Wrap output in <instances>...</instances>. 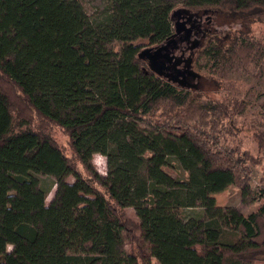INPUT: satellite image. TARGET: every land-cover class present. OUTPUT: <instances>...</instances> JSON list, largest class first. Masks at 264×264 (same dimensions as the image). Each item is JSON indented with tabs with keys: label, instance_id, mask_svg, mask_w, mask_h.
<instances>
[{
	"label": "trees",
	"instance_id": "16d2710c",
	"mask_svg": "<svg viewBox=\"0 0 264 264\" xmlns=\"http://www.w3.org/2000/svg\"><path fill=\"white\" fill-rule=\"evenodd\" d=\"M178 2L100 0L89 14L82 0H0V264H264V185L247 215L213 197L237 186L256 200L264 98L253 155L241 138L218 142L239 137L249 101L175 84L200 58L208 73L262 76L264 39L251 29L264 25V0ZM220 6L243 31L176 57L193 12ZM38 175L55 179L48 204ZM198 227L201 239L190 236Z\"/></svg>",
	"mask_w": 264,
	"mask_h": 264
},
{
	"label": "rangeland",
	"instance_id": "374dc122",
	"mask_svg": "<svg viewBox=\"0 0 264 264\" xmlns=\"http://www.w3.org/2000/svg\"><path fill=\"white\" fill-rule=\"evenodd\" d=\"M182 1L184 0H179V2L176 3L177 6L175 8H177ZM82 2L89 14L95 13L96 9L100 7V0H82ZM217 9L219 12L216 8L213 10L202 9L193 12L194 15L197 14L199 16V31L196 35L193 34V37L191 38L194 44H181V49H179L175 54L176 57H180L182 61L187 58H192L194 60L200 50L206 46L211 39L225 42L235 38L239 31H243V27L238 21L225 16L228 12L227 6H220ZM210 10H215L217 13H210ZM251 30L252 34L264 39V25L255 24L252 26ZM205 63L206 60L203 58H200V60L192 67V63L191 65H188V67L182 63L179 68L182 71L185 70L184 72H187L188 74L184 73V76H176V80H178V82L175 84L178 86L184 84V88L188 90L195 89L199 91L203 95V100L206 98H221L223 95H234L249 101L251 106L242 119V129L239 137L225 138L219 136L218 142L222 148L227 146L232 147L236 144L238 138H241L245 149L249 150L253 155L260 154L256 142L252 138L250 124L256 120L257 114L261 111L259 105L261 100L264 98V72L263 75L259 77L248 76L241 72H233L222 76L208 73L207 68L204 67ZM262 66L264 71V63ZM56 139L61 145L65 144V139L59 132L56 133ZM92 164L100 175H106V160L103 156L99 154L93 155ZM172 165V169L166 170L173 177H180L183 179L186 178V174L180 171L177 163L172 162ZM37 177L40 186L44 188L49 187L51 189L45 200L46 204H48L55 191V179L51 176L43 175H38ZM66 181L72 182V178L67 177ZM250 185L252 188L251 197H256V200L251 198L242 200L237 186H230L225 191L213 195L216 205L222 208L236 209L243 215L253 212L261 202V199L259 197L257 198L256 193L260 189V185H264V158L261 164L251 167ZM201 211L202 210L199 208L193 210L196 215H200ZM189 212H192V210H189ZM127 214L129 217L136 220L132 209H127ZM190 236L196 239H201L203 237L202 227H198L197 229L191 231ZM124 248L127 251L131 250V244L125 242ZM151 261V264H157L155 260Z\"/></svg>",
	"mask_w": 264,
	"mask_h": 264
},
{
	"label": "flooded vegetation",
	"instance_id": "af4514ba",
	"mask_svg": "<svg viewBox=\"0 0 264 264\" xmlns=\"http://www.w3.org/2000/svg\"><path fill=\"white\" fill-rule=\"evenodd\" d=\"M199 27H200V21H199V19L197 18L196 19V25H195V30H194V34L196 35L197 34V32L199 31ZM185 42H186V44L188 45H193L194 43H193V41L190 39V40H185ZM186 67H188V66H186ZM185 71V70H184ZM184 71H182L181 73H182V76H184L185 74L184 73H187V72H184ZM190 74H192L191 72H189ZM188 74V73H187ZM193 75V74H192Z\"/></svg>",
	"mask_w": 264,
	"mask_h": 264
}]
</instances>
